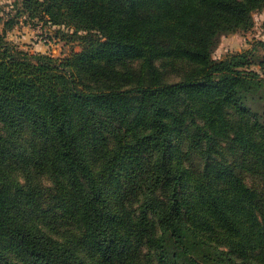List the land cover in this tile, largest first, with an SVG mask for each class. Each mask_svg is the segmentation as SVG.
I'll return each instance as SVG.
<instances>
[{"label":"trees","instance_id":"1","mask_svg":"<svg viewBox=\"0 0 264 264\" xmlns=\"http://www.w3.org/2000/svg\"><path fill=\"white\" fill-rule=\"evenodd\" d=\"M264 0H12L0 17V264H264ZM77 42L19 49V24ZM2 22V23H1Z\"/></svg>","mask_w":264,"mask_h":264},{"label":"rangeland","instance_id":"2","mask_svg":"<svg viewBox=\"0 0 264 264\" xmlns=\"http://www.w3.org/2000/svg\"><path fill=\"white\" fill-rule=\"evenodd\" d=\"M12 0H0V17L5 18ZM2 23V22H1ZM34 27L19 24L7 33V39L21 49L31 53H47L53 57H64L71 50L78 49L77 42H65L53 38V28L50 26L41 27L40 23L33 22ZM2 25L0 24V31ZM259 43H264V10L252 14V23L249 31L235 34H222L217 47L213 52V58L221 60L227 55L241 53L250 48L255 49V55L260 56L262 49ZM250 186L257 191L264 192L263 181L247 178Z\"/></svg>","mask_w":264,"mask_h":264}]
</instances>
